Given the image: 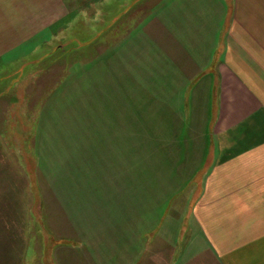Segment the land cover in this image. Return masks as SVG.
<instances>
[{
  "label": "rangeland",
  "instance_id": "374dc122",
  "mask_svg": "<svg viewBox=\"0 0 264 264\" xmlns=\"http://www.w3.org/2000/svg\"><path fill=\"white\" fill-rule=\"evenodd\" d=\"M125 1L0 0V264H211L206 173L171 172L191 118L154 42L171 0Z\"/></svg>",
  "mask_w": 264,
  "mask_h": 264
},
{
  "label": "crops",
  "instance_id": "0c3cea01",
  "mask_svg": "<svg viewBox=\"0 0 264 264\" xmlns=\"http://www.w3.org/2000/svg\"><path fill=\"white\" fill-rule=\"evenodd\" d=\"M167 9L154 42L191 100L171 172L206 173L194 213L206 262L264 264V0H171Z\"/></svg>",
  "mask_w": 264,
  "mask_h": 264
}]
</instances>
